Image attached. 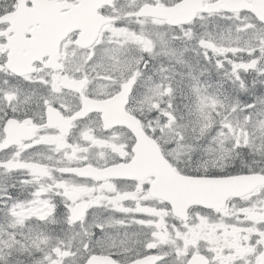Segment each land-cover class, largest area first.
Returning a JSON list of instances; mask_svg holds the SVG:
<instances>
[{"label": "snow or ice", "instance_id": "snow-or-ice-1", "mask_svg": "<svg viewBox=\"0 0 264 264\" xmlns=\"http://www.w3.org/2000/svg\"><path fill=\"white\" fill-rule=\"evenodd\" d=\"M0 264H264V0H0Z\"/></svg>", "mask_w": 264, "mask_h": 264}]
</instances>
